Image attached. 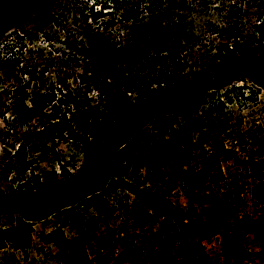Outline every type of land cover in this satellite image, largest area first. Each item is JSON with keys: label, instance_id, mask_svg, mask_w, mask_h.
<instances>
[{"label": "rangeland", "instance_id": "1", "mask_svg": "<svg viewBox=\"0 0 264 264\" xmlns=\"http://www.w3.org/2000/svg\"><path fill=\"white\" fill-rule=\"evenodd\" d=\"M219 1L214 6L240 9L247 37L264 17V0ZM147 3L0 0V168L12 160L11 173L0 181V191L5 198L17 196V184L29 181L36 196L67 195L75 178L79 186L74 189L85 191L70 197L67 207L43 220L0 214V228L29 225L30 234L24 248L2 243L0 264H145L160 246V233L167 228L168 218L180 232L172 252L177 259L188 243L200 237L194 218L204 214L213 201L238 217L255 223L264 220V170L258 174L252 165H264V88L251 79L232 75L240 67L237 62L217 57L225 43L222 36L183 42L178 56L174 48L159 59L134 55L132 27L146 22L150 13ZM43 5L47 7L44 15L40 13ZM37 26L42 30L37 31ZM198 26L196 22L194 28ZM14 29L23 36L19 50L7 47L17 39L12 35ZM91 33H102L108 43L121 45V66L102 65L87 44ZM237 43L240 57L261 60V50L253 52L246 39ZM82 48L85 55L80 54ZM82 68L87 69L84 81ZM225 77L217 90L202 89ZM51 85L72 89L82 97L86 94L92 99L91 106L99 102L100 109L114 117L109 124L110 137L123 126L137 124L142 111L154 108L168 113L145 123L131 146L118 148L120 155L112 161L109 178L102 185L82 169L89 156L105 147L108 136L90 143L70 138L79 123L77 111H85L80 106L55 104L43 114L41 95ZM102 87L104 96L98 99ZM56 120L67 122L68 139L55 140L54 149L48 139L44 140L41 145L48 150L46 154L29 152L35 157L34 171L20 173L12 158L20 139L33 127ZM214 135L222 145H214ZM212 152L219 156L218 165L208 158ZM203 166L209 167L203 174L205 184H191L189 177ZM98 189L99 195H86ZM238 195L242 206L236 202ZM73 214L83 220L81 231L72 223ZM51 233L59 241L61 233L78 240L87 258L74 256L69 249L65 254L55 240L48 242ZM220 238L217 234L202 242L211 264H264V239L245 236L244 254L224 262ZM97 255L103 262L94 260Z\"/></svg>", "mask_w": 264, "mask_h": 264}, {"label": "trees", "instance_id": "2", "mask_svg": "<svg viewBox=\"0 0 264 264\" xmlns=\"http://www.w3.org/2000/svg\"><path fill=\"white\" fill-rule=\"evenodd\" d=\"M219 0H148L146 9L150 10L149 17L146 22L132 27L131 41L134 48V55L140 56L146 54L153 56L154 59H159L168 54L174 48V55L180 54L181 43L191 42L197 39H202L209 35L222 36L224 44H221L220 50L217 51V57L221 61H234L240 66L231 72L232 75L239 78L251 79L256 85L264 88V17L257 20L253 25L250 36L244 33L242 25V13L240 9L230 10L227 5L221 7L214 6ZM46 6L40 9L41 14H46ZM242 10V9H241ZM143 20V19H142ZM196 22L199 26L194 28ZM192 26V27H190ZM42 30L37 26V31ZM13 37L16 36L11 45H7L9 50H14L20 45L22 39L17 33V30L12 31ZM246 36V37H245ZM242 39H246L249 48L259 54L262 52L261 60L253 62L248 57H240L237 53L238 43ZM8 42V41H7ZM88 46L92 49L96 57L102 62L105 67L111 66L116 68L121 66V55L123 48L117 43H108V39L102 33H91L87 41ZM19 50V48H17ZM80 54L85 55L86 49L82 48ZM256 55V54H255ZM245 56V55H243ZM243 58V59H242ZM225 60V61H224ZM262 69V70H261ZM1 70V66H0ZM87 74V69L82 68L81 79ZM228 77L221 81H212L205 85L202 89L208 87L217 90L224 84ZM89 87H87L88 93ZM105 89L99 88V97L104 96ZM43 114H46L47 109H51L55 104L58 105H77L85 108V111L78 110L79 123L77 129L73 130L71 139L75 142L90 143L100 137H107L105 147L88 157L86 165L83 167V173L94 175L93 181L105 183L109 178L112 161L118 159L120 153L118 148L121 146L132 144V139L138 134L140 128L150 120L161 117L168 112L157 111V109L150 108L142 111L139 115V122L134 126H123L119 131L114 132L111 137L110 123L114 120L111 115H106L105 111L96 105L91 106L92 99L83 97L80 93L72 89H61L60 87L50 86V88L41 95ZM174 111V110H173ZM48 113H51L48 111ZM179 111L174 112L175 119ZM68 124L65 121L56 120L52 123L41 125L40 127H33L28 131L23 139H20L16 151L14 152V163L19 167V172L25 174L26 172H33L32 165L35 163V157L29 156V152H42L46 154L48 150L43 149L41 143L48 139L54 149L55 140L68 139L66 136L68 132ZM100 140V139H99ZM215 146L222 145L217 141V136L212 137ZM46 150V151H45ZM208 158L213 163L218 165L219 156L217 153H210ZM12 160L9 159L4 166L0 168V181H5L11 173ZM253 169H257L258 174H262L264 165L253 162ZM209 167H202L199 173L190 176L191 184L197 183L203 186L206 182V177L203 175ZM79 176L78 178H80ZM97 180V181H96ZM72 189L70 193L62 194V192H55L44 196H36L33 194L32 187L28 183L17 184L19 195L14 197H4L0 191V214L12 213L21 215L24 220L37 221L43 220L51 214H55L67 207L69 198L78 197L80 192L74 187L79 186L78 179L71 180ZM74 189V190H73ZM113 190H107L106 193ZM88 192V191H87ZM100 189L91 191L86 194L99 195ZM104 194L100 195L103 197ZM236 202L242 206L243 201L240 195L237 196ZM190 216V215H189ZM72 223L80 231L83 229V220L77 215L73 214L71 217ZM197 227L200 228V237L188 243L185 249L180 253V257L175 259L172 255L174 245L180 240V232L177 228H173L171 220L167 219V228L160 233V246L155 248L145 264H211V259L203 251L202 242L205 238L213 237L219 234L221 256L224 262H227L233 257L244 254L245 247L243 239L245 236L252 234L256 239H264V220L255 223L247 217H238L235 213L228 209H223L220 204H213L207 211L194 218ZM29 225L14 224L4 228H0V245L4 242H9L17 248H24L25 244L30 240V234L27 233ZM173 228V230H171ZM60 240L56 239L55 233L48 235V242L55 240L57 245L66 254V249L71 251L74 256H83L87 258L84 246H82L75 238L67 239L63 233L60 234ZM95 238V237H93ZM92 240L89 239V241ZM64 243V245H63ZM94 260L103 262L101 255H97ZM92 261V260H91Z\"/></svg>", "mask_w": 264, "mask_h": 264}, {"label": "clouds", "instance_id": "3", "mask_svg": "<svg viewBox=\"0 0 264 264\" xmlns=\"http://www.w3.org/2000/svg\"><path fill=\"white\" fill-rule=\"evenodd\" d=\"M243 93H244V90L241 91V94H243ZM245 94H246V93H245ZM233 99H234V98H233ZM234 101H235V100H234Z\"/></svg>", "mask_w": 264, "mask_h": 264}, {"label": "built area", "instance_id": "4", "mask_svg": "<svg viewBox=\"0 0 264 264\" xmlns=\"http://www.w3.org/2000/svg\"><path fill=\"white\" fill-rule=\"evenodd\" d=\"M128 94H131V93L128 91Z\"/></svg>", "mask_w": 264, "mask_h": 264}]
</instances>
